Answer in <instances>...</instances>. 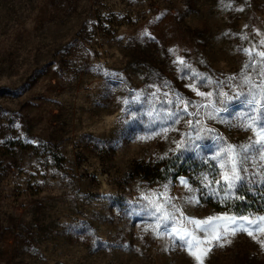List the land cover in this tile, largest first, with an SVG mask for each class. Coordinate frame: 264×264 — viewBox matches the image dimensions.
I'll return each instance as SVG.
<instances>
[{"label":"rangeland","instance_id":"obj_1","mask_svg":"<svg viewBox=\"0 0 264 264\" xmlns=\"http://www.w3.org/2000/svg\"><path fill=\"white\" fill-rule=\"evenodd\" d=\"M261 41L264 0H0V264H197L152 231L163 213L229 229L204 264H264V222L217 219L264 216V172L228 191L216 157L256 137L214 111Z\"/></svg>","mask_w":264,"mask_h":264},{"label":"snow or ice","instance_id":"obj_2","mask_svg":"<svg viewBox=\"0 0 264 264\" xmlns=\"http://www.w3.org/2000/svg\"><path fill=\"white\" fill-rule=\"evenodd\" d=\"M247 39V37H244ZM245 55L248 56V62L243 65V80L242 84L249 88L248 91H239L234 96H230L227 92H222L220 95L224 96L225 99L220 101L222 107L214 108L216 118L222 119L229 127H243L246 130L253 131V135L256 137L246 147H240L239 149L233 148L229 145L226 148L218 150L216 157L222 160L220 167L225 169L222 174V181L227 185V190H240L245 188L251 183H256L257 173L253 172L251 178L249 177V166L255 163V166L264 172V163H257V161L264 162V41H261L259 50L255 47L250 49H242ZM259 57V59H257ZM178 62L183 65L185 62L178 57ZM253 74L259 78L258 83H253ZM159 91V89H157ZM155 94V93H154ZM198 95H204V93H197ZM211 96L212 93H208ZM182 99V98H181ZM126 104L129 101H125ZM191 102L188 101L187 104ZM187 104L184 111L187 112ZM208 106H212L209 104ZM240 107L245 109L244 113L236 118L234 108ZM221 113L225 114L221 116ZM176 119L173 123H179V114L172 113ZM211 117V114H209ZM135 119V117H134ZM200 123V121H195ZM188 126L193 127V121H188ZM207 131H212L208 129ZM197 141H202V137L197 136ZM223 137L217 135L216 140L223 142ZM208 145L193 143L191 141L181 140L177 143L178 149H183L185 152L196 151L200 148H206ZM226 158V159H225ZM181 183L186 184L187 182L182 180ZM219 184L220 181H217ZM264 183V180H261ZM170 202V201H168ZM198 203V201H195ZM173 207H175L173 205ZM147 211V209H142ZM177 212L180 209H176ZM163 212V205H159L155 208L153 215ZM140 214V213H135ZM172 218L168 213H163L156 220L155 227L152 231L157 237L167 235L174 238V244L177 247L185 248L190 255L195 256L197 264H204V258L207 257L208 253L212 251L213 242H217L218 246H224L223 243H219L222 238H226L228 228H225L223 232L217 231V233L211 238L208 237L207 227H210L213 221L206 222L207 227L200 228L201 222L190 220L189 222L196 225L199 230L205 232L203 239L196 237L195 239L190 238L191 234L186 230L178 229L175 226L170 227V220ZM218 220H230L231 231L235 235L237 231H248V235L252 236L253 233L260 229L261 222H264V216L253 218L247 217L242 220H237L235 217H222L217 218ZM183 232V234H181ZM231 243V241H226ZM197 248L198 252H194L193 249Z\"/></svg>","mask_w":264,"mask_h":264}]
</instances>
